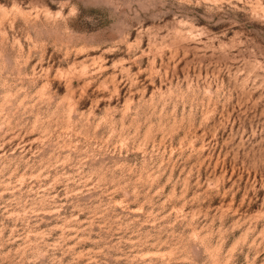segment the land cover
Here are the masks:
<instances>
[{
  "label": "rangeland",
  "instance_id": "1",
  "mask_svg": "<svg viewBox=\"0 0 264 264\" xmlns=\"http://www.w3.org/2000/svg\"><path fill=\"white\" fill-rule=\"evenodd\" d=\"M0 264H264V0H0Z\"/></svg>",
  "mask_w": 264,
  "mask_h": 264
}]
</instances>
